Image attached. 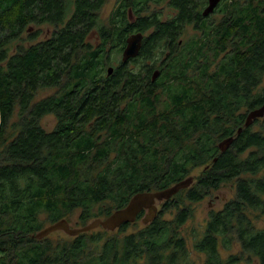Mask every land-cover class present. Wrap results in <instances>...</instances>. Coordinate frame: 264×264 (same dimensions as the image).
Segmentation results:
<instances>
[{
    "label": "trees",
    "instance_id": "trees-1",
    "mask_svg": "<svg viewBox=\"0 0 264 264\" xmlns=\"http://www.w3.org/2000/svg\"><path fill=\"white\" fill-rule=\"evenodd\" d=\"M54 1L0 0V264H188L179 231L192 216L186 202L197 203L233 180L234 198L210 212L193 249L204 255V264L241 258L264 264V228L248 216H264V134L251 129L258 120L243 127L246 114L264 103V90L255 92L264 75V0H224L222 19L179 49L173 43L176 22L129 25L130 0L116 8L112 23L91 10L105 0H68L73 12L38 10L40 22L55 25L67 15L63 27L11 51L34 7ZM177 2L182 10L193 5ZM140 3L146 2L133 1ZM150 26L154 31L139 56L103 74L110 51L121 53L128 35ZM94 34L97 46L89 40ZM163 42H172L170 54L156 66L151 61L164 54ZM49 88L56 92L34 100ZM46 115L56 120L51 132L40 125ZM231 136L221 153L217 144ZM197 168L202 170L193 184L133 233L125 234L133 225L126 224L114 234L32 237L43 227L40 215L52 224L79 209L84 226L123 208L133 195L168 188ZM170 209L174 217L163 220ZM218 243L225 250L236 243L240 254L222 261Z\"/></svg>",
    "mask_w": 264,
    "mask_h": 264
},
{
    "label": "rangeland",
    "instance_id": "rangeland-1",
    "mask_svg": "<svg viewBox=\"0 0 264 264\" xmlns=\"http://www.w3.org/2000/svg\"><path fill=\"white\" fill-rule=\"evenodd\" d=\"M223 1H221V3L218 6L219 11L217 13H214L209 19V21H212L213 23L216 24L218 23V21L221 20V18L224 15L222 10H220V8L223 7V4H224ZM122 2L123 0H106L102 9L100 10L102 20H107L108 23H112L111 14L113 10L116 9ZM148 7H149V10H148L149 13L151 11H155V12L159 11L160 17L162 19H166L169 17L170 14H173L172 10H167V9L160 10L161 8L169 7L164 2L159 4V3H154L152 1V2H149ZM144 15L145 14H142L141 16H144ZM53 31H54V27L46 25V24H43L42 26L40 25L34 26L32 24L28 25L25 27L20 37L10 44V50L13 51L15 49H18L19 47H28L30 45H33L41 40L48 38L53 33ZM35 34L36 36L33 39L32 36ZM143 34L144 36H147L148 32L143 33ZM194 35H198V32L194 31L191 27H186L185 30L180 34L179 38L180 40L185 41L193 37ZM89 40L93 46H97L99 44V41L97 40L95 34L90 36ZM120 57H121V53H116L115 49L110 51L108 55V60L106 61L105 66L103 67V72H104L103 74H105V71L107 70L108 67L115 68L117 65H119V63L121 62ZM161 60H163V57H155L154 61H151V63H155L157 66L161 64ZM145 62L148 63V61H145ZM162 62H164V60ZM138 64H143V62L140 61L138 62ZM262 90H264V75L262 77L261 84L257 87L255 92L258 93V92H261ZM55 92H56V89H52V88L41 90L36 94L34 100L39 101L41 99H44L46 97L53 95ZM240 112L245 113V109H243ZM15 121H16V117L14 116L11 122H15ZM261 122H262V119L258 120L254 125H252L251 127L252 131L254 132L262 131L264 134V128L260 126ZM55 124H56V120L53 115H46L40 120V125L46 132H51L54 129ZM7 133L8 134L10 133V129L8 130ZM245 155L246 153L243 156ZM201 170L202 168L194 169L190 173L189 176L196 178L200 174ZM234 196H235V182L233 180L227 183H223L222 185H220L218 189L212 191L208 196H206L204 199H202L201 201L197 203L188 204L186 202V204L189 205L192 210V216L185 222V224L179 229V231H180V235L182 236L186 244L188 264H204V261H205L204 255L201 253H197L193 249L194 241L202 237V234L205 230V224L208 221L210 212H217L221 210L224 204L228 202L229 200H232ZM162 208H163V205H158L157 210L161 211ZM175 213L176 211L173 209L166 210L162 214V218L163 220H171L174 217ZM78 214H79V209L75 210L68 217V222L71 227H82V225L78 223ZM248 216L251 218L252 223L257 229L264 228V216H261L258 212L256 213L249 212ZM99 218H103V217H99ZM93 219H96V218H93ZM93 219H90L88 222H90ZM39 221L43 222L42 228L50 225V223L46 221L45 215H40ZM142 226L143 224H142L141 217H140L138 220H136L133 223L131 227H129L126 230L125 234L133 233L139 230ZM101 231L102 229L98 228L96 230L90 231L87 234L88 235L95 234ZM112 233L114 234L115 231L110 232V234ZM107 235H109V233ZM122 235H119V236H122ZM49 237L53 239H60V240L61 239L69 240L71 238L67 236L66 234H64L63 232H54L50 234ZM218 253H219L220 259L222 261H226L230 255H239L240 248L236 243H234L232 244L230 249L225 250L221 246V244L218 243ZM235 264H258V263L255 259H251L246 262L244 258H241L240 261L236 262Z\"/></svg>",
    "mask_w": 264,
    "mask_h": 264
},
{
    "label": "water",
    "instance_id": "water-1",
    "mask_svg": "<svg viewBox=\"0 0 264 264\" xmlns=\"http://www.w3.org/2000/svg\"><path fill=\"white\" fill-rule=\"evenodd\" d=\"M222 0H208V5L203 11V16L212 13ZM143 35L140 32L132 33L125 40V46L121 53V64L127 63L129 60L138 57L142 46ZM113 73V67H108L106 70V76H110ZM159 76V71L153 72L151 80L154 82ZM264 117V103L255 109L250 110L245 117L243 124L244 128L250 127L255 120L262 119ZM242 128H238L237 134L241 132ZM234 137H228L221 140L217 144L218 150L223 153L231 145ZM193 184V177L189 176L174 185L157 191L141 192L133 195L128 203L121 209L113 211L105 218H96L88 222L82 227H71L66 219H61L55 223H52L32 237L35 240H42L54 232H63L69 237H76L83 233L101 228L107 232H114L122 225L133 224L140 213L144 212L142 218V224L147 225L151 223L157 216V204L166 202L178 194L181 190L189 188Z\"/></svg>",
    "mask_w": 264,
    "mask_h": 264
},
{
    "label": "flooded vegetation",
    "instance_id": "flooded-vegetation-1",
    "mask_svg": "<svg viewBox=\"0 0 264 264\" xmlns=\"http://www.w3.org/2000/svg\"><path fill=\"white\" fill-rule=\"evenodd\" d=\"M33 1H34V4H37V3L43 4L44 3L43 0H33ZM72 1H74V0H72ZM133 1L134 0H130V4H128L129 6L125 10V17H126L127 23L129 25H133V24L138 23L140 20H144V19H148L149 21L150 20H156L160 24H167V23H170V22H176L175 28H176V31L178 33H177L175 41L173 43H174L175 46H177L178 49L181 46L185 45L188 41H190L193 38H195V36H196V35H194L193 37H191V38H189V39H187L185 41L180 40V38H179L180 34L185 30L186 27H191L194 31L198 32L201 35L202 31H203L202 30L203 28H205V29H207V31H209L211 29V26L213 24H215L212 21H209V19L211 18V16L214 13H217L219 11V8H218L219 5H218L216 7V9L212 13H210V14H208L206 16H203V11L206 9V7L208 5V0H192L193 1V5H191L189 3L187 8H185V10H182L183 8H181L178 5L177 0H144V2H146V3L145 4L140 3L142 5H140V4L133 5ZM152 1L154 3H159V4L163 3V2L166 3L169 7L161 8L160 10H163V9L172 10L173 14H170L169 17L166 18V19H162L160 17V12L159 11H156V12L155 11H151L149 13L148 5H149V2H152ZM102 7H99V8L93 7V8H91V10H99L97 16H100L101 20H102V18H101L100 10L102 9ZM33 10H35L33 12L34 18L26 26L31 25V24L34 25V26L35 25L42 26L43 24H46V25H49V26H53L54 27V31H55L56 29L61 28V27H63L65 25V23L68 20L67 15L62 20V25L61 24H56L55 25V24H52V23H49V22H40L38 17L41 16V13L38 10L45 11V13H47V15H51L52 10H61V15H62V10H68V11H72L73 12V10H76V8L73 5L72 6H68V0H55L53 3H50L49 6L48 5H46V6L42 5L40 8L35 6ZM115 11H117V10L114 9L112 14ZM142 14H145V15L141 16ZM102 22L103 23H108L107 20H102ZM25 27H24V29H25ZM24 29H23V31H24ZM153 31H154V26H150L147 29H145V31H144V33L148 32L147 36H144V34L142 32H140L143 35L142 45L144 43L145 38H148L150 33L153 32ZM52 34L48 38H46L44 40L49 39L52 36ZM35 36H36V34L32 36L33 39L35 38ZM126 38H125V40H126ZM44 40H41L39 42H42ZM164 43L165 42H163V46L165 45ZM169 43H172V42H169ZM169 43H167V44H169ZM35 44H33V45H35ZM167 44L164 46L166 48V50H165L164 54L162 55L163 60H167V57L170 54L169 46L171 44H169V45H167ZM124 46H125V41H124ZM124 46H123V48H124ZM141 48H142V46H141ZM163 60H161V63H162ZM120 61H121V57H120ZM258 120H260V119H258ZM164 204H165V202L158 203L157 207H158V205H164ZM158 212H157V214H158ZM143 214H144V212L140 213L141 220H142V216H144Z\"/></svg>",
    "mask_w": 264,
    "mask_h": 264
}]
</instances>
